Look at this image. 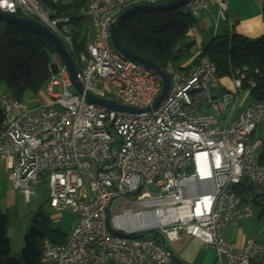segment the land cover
<instances>
[{
  "label": "built area",
  "instance_id": "2783aa9c",
  "mask_svg": "<svg viewBox=\"0 0 264 264\" xmlns=\"http://www.w3.org/2000/svg\"><path fill=\"white\" fill-rule=\"evenodd\" d=\"M169 1L84 0L82 15L92 35L76 51L69 17L50 14L42 0H0V12L32 19L62 42L82 86L80 93L61 64L50 70L48 103L31 106L0 91V175L3 168L25 202L46 177L49 208L73 215L63 244L40 242V262L171 264L161 241L181 234L210 249L213 264L264 259L263 243L237 245L229 236L249 210L235 188L264 184V164L257 160L263 143L254 136L264 123V97L233 115L238 93L264 83L257 69L231 70L227 90L205 56L188 72L168 66L164 98L143 113L111 110L85 98L89 93L130 108L151 106L161 78L121 56L111 45L110 27L131 6ZM213 3L226 7L224 0H189L183 10L195 19ZM53 86L59 93L51 92ZM119 200L138 209L111 216Z\"/></svg>",
  "mask_w": 264,
  "mask_h": 264
},
{
  "label": "trees",
  "instance_id": "16d2710c",
  "mask_svg": "<svg viewBox=\"0 0 264 264\" xmlns=\"http://www.w3.org/2000/svg\"><path fill=\"white\" fill-rule=\"evenodd\" d=\"M42 4L44 8L49 6L46 0ZM79 7L76 0L69 6L57 7L58 12L53 15L67 16L71 25H77L83 20V16L78 13ZM261 11L264 14V0L261 1ZM195 23L196 20L184 12L183 7L141 11L121 22L117 39L129 51L165 71L188 49L187 41ZM73 32L72 30L74 49L83 50L84 43L77 42V33ZM52 56H56L55 50L43 36L28 28L0 20V82L12 98L25 101L27 95L35 96L46 87ZM203 56L215 64L219 80L228 78L231 70L244 66L251 70L257 69L264 79V36L248 39L228 33L218 35L201 49L194 64ZM177 70L183 71L181 68ZM249 94L253 99H262L264 83L261 82ZM257 160L264 164V144L258 151ZM246 188L244 184L236 187V195L243 199ZM252 202L257 201L254 198ZM263 212L264 209L260 216ZM6 224V215L0 212V264H19L10 256ZM66 235L58 228H52L49 219L38 212L24 235L23 264L41 263L40 242L43 239L60 245L66 241Z\"/></svg>",
  "mask_w": 264,
  "mask_h": 264
},
{
  "label": "crops",
  "instance_id": "0c3cea01",
  "mask_svg": "<svg viewBox=\"0 0 264 264\" xmlns=\"http://www.w3.org/2000/svg\"><path fill=\"white\" fill-rule=\"evenodd\" d=\"M46 1L49 2V6L45 7V9L50 14H55L58 12L57 7L69 6L76 0ZM77 1L80 4L78 13L80 16H83L82 13L86 6L85 2L84 0ZM261 1L262 0H224L226 5L225 8L219 9L218 6L213 3L207 9L201 11L197 19L200 25L199 30L192 29L187 41L189 44L187 51L193 50L192 52L194 53L192 56L194 57V55H196V57H194L191 62L180 66L181 69L185 72L191 70L201 49L215 36L225 33L239 35L248 39H257L264 36V14L261 11ZM72 28L74 31L73 33H77V42H83L85 46L92 35V28L89 20L83 16V20L77 25H72ZM208 34H210V36ZM59 65H61V63L59 64L57 55L52 56L50 63L51 69ZM219 83L221 85L220 88H225L227 90L232 89L229 78L219 80ZM250 99V101L243 100V103H239L237 96L233 115L235 116L254 100L252 97ZM254 136L259 138L264 144V123L256 127ZM259 234V230L256 232L247 230L242 221L229 232L231 240L237 245H242L246 240L255 241ZM161 243L171 254V264H213L214 262L213 252L205 248L198 239L188 235L181 234L179 240H163ZM40 264L53 263L51 261H43ZM251 264H264V259L254 260Z\"/></svg>",
  "mask_w": 264,
  "mask_h": 264
},
{
  "label": "rangeland",
  "instance_id": "374dc122",
  "mask_svg": "<svg viewBox=\"0 0 264 264\" xmlns=\"http://www.w3.org/2000/svg\"><path fill=\"white\" fill-rule=\"evenodd\" d=\"M199 17V16H198ZM195 18L196 23L193 27L195 30H199V20ZM210 36V34H208ZM193 50L183 51L179 58L174 62L173 67L175 69L181 68L180 66L187 64L193 60L192 54ZM59 60V64H60ZM219 87L221 85L219 84ZM231 90V89H230ZM0 91H6L3 83L0 82ZM70 91L75 92L73 88ZM53 94L59 93V88L57 86L52 87ZM249 91L244 89L238 94V102L243 100L250 101ZM24 100L28 102L31 106H35L40 103H48L49 97L46 87H44L37 95L31 96L27 95ZM243 103V102H242ZM241 103V104H242ZM246 188L245 191V204L249 208L248 212L245 213L239 222H243L245 228L250 231H258L259 236L255 241L264 243V184L262 185H249V183H244ZM48 185L47 178L43 177L40 183L35 186V193L30 197L28 202L24 201V197L18 191H13L10 187L9 181L7 179V174L4 169L1 168L0 175V212L6 215V237L9 240L10 256L13 257L19 264L22 262V249L24 246V235L29 231L32 225L34 217L41 212L46 218L49 219L51 226L53 228H58L63 233H67L69 227L73 221V215L69 210L56 212L49 208L48 206ZM149 190L152 194H156V190L153 185L149 186ZM256 199V203H253V199ZM125 209L137 210L136 206L131 204H126L123 200H119L110 208V215L121 213ZM147 236H154L153 233ZM253 241V240H252Z\"/></svg>",
  "mask_w": 264,
  "mask_h": 264
},
{
  "label": "water",
  "instance_id": "95a60500",
  "mask_svg": "<svg viewBox=\"0 0 264 264\" xmlns=\"http://www.w3.org/2000/svg\"><path fill=\"white\" fill-rule=\"evenodd\" d=\"M188 1L189 0H172L166 3L156 4V5H134V6H131L125 9L119 15H117L111 24L109 38H110V42L113 48L124 58L130 59L134 62H137L143 65L144 67L152 70L155 74H157L161 78V83H162L161 90L155 97L150 107H146L144 109L130 108V107L116 104L113 101L94 97L90 95L89 93L84 94L86 100L91 103L99 104L101 106L109 108L111 110L122 111V112L133 113V114L143 113V112L149 111L150 109L156 108L158 104L160 103V101L164 98L168 90L169 83H168V78L166 76V73L163 70H161L157 65L152 63L151 61L146 60L145 58L137 54H134L133 52L129 51L124 46H122V44L117 39V30L121 22L134 13L141 12V11L178 9V8L183 7ZM0 20L6 23H11V24H15L21 27L28 28L40 34L41 36H43L55 50L57 57L59 58L61 64L66 69L68 77L73 83V86L75 87V89L80 93L82 92V86L77 80L76 69L74 67L71 56L67 52L62 42L56 36H54L45 26L29 18L15 17L10 14H6L2 12H0ZM49 69L51 70V66L49 67ZM1 120H2V111L0 109V123H1Z\"/></svg>",
  "mask_w": 264,
  "mask_h": 264
}]
</instances>
